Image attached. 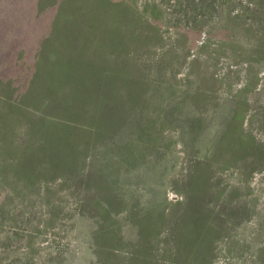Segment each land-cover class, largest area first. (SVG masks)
<instances>
[{
	"label": "rangeland",
	"instance_id": "obj_1",
	"mask_svg": "<svg viewBox=\"0 0 264 264\" xmlns=\"http://www.w3.org/2000/svg\"><path fill=\"white\" fill-rule=\"evenodd\" d=\"M260 1L0 0V264H264Z\"/></svg>",
	"mask_w": 264,
	"mask_h": 264
},
{
	"label": "trees",
	"instance_id": "obj_2",
	"mask_svg": "<svg viewBox=\"0 0 264 264\" xmlns=\"http://www.w3.org/2000/svg\"><path fill=\"white\" fill-rule=\"evenodd\" d=\"M258 6L264 8V1H260ZM177 11L182 12L183 17H186V14H192L193 17L189 18L190 24L197 25L198 23L202 24L203 21L198 19L204 17V21H209L212 20V14L218 13L219 10V3L218 0H176V3L174 4ZM185 6H187V9L185 10ZM260 9L257 10V13L259 12ZM176 11V13H177ZM181 19L179 15H175Z\"/></svg>",
	"mask_w": 264,
	"mask_h": 264
}]
</instances>
